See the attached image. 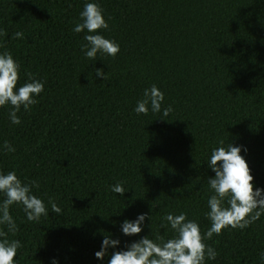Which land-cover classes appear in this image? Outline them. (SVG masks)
Wrapping results in <instances>:
<instances>
[{
  "label": "trees",
  "instance_id": "trees-1",
  "mask_svg": "<svg viewBox=\"0 0 264 264\" xmlns=\"http://www.w3.org/2000/svg\"><path fill=\"white\" fill-rule=\"evenodd\" d=\"M85 2L0 0V50L20 61L18 84L29 75L44 82L38 102L17 113L19 125L0 107V145L15 148L0 151V171L37 181L33 192L63 210L49 208L36 223L10 208L20 264H107L94 257L103 234L121 247L166 237L168 212L206 230L214 176L206 159L221 139L247 147L242 155L264 188V0H98L109 23L103 34L120 51L94 61L81 51L84 32L71 31ZM152 84L173 107L166 117L133 111ZM117 182L123 195L110 190ZM140 212L151 217L141 233L122 234L120 222ZM207 243L218 253L207 264H261L264 215Z\"/></svg>",
  "mask_w": 264,
  "mask_h": 264
},
{
  "label": "clouds",
  "instance_id": "clouds-1",
  "mask_svg": "<svg viewBox=\"0 0 264 264\" xmlns=\"http://www.w3.org/2000/svg\"><path fill=\"white\" fill-rule=\"evenodd\" d=\"M107 30L109 23L98 0H86L79 12V22L71 29L75 33L84 32L86 43L81 44L84 57L94 61L98 55L101 59L117 55L120 45L103 34ZM13 35L22 39L24 34L18 31ZM20 71V61L9 50H0V107H8V119L15 125L21 123L17 113L22 109L30 110L44 90V82L32 75L18 84ZM95 75L106 79L101 68L95 70ZM164 100V92L152 84L144 88L133 111L138 115L159 113L160 117H166L173 107L171 104L164 106ZM0 151L14 152L15 148L5 140ZM242 152H247L245 145H234L229 139H221L207 156L206 162L214 176L207 178L210 194L203 213L209 221L206 230H202L199 222L188 218L183 211L178 214L168 212L160 222L164 233L168 234L166 237L146 235L121 247L119 238L105 233L94 257L101 262L107 257V264H207L216 260V249L207 243L214 234L220 235L226 229L243 230L264 215V188L254 182L252 170ZM109 187L111 192L120 195L127 191L122 182ZM34 188H39L37 181L25 182L15 170L0 171V196L3 197L0 199V264H20L18 250L23 244L15 238L18 225L10 212L12 206H20L28 222L39 223L49 215V208L58 215L63 213L52 197L45 201L33 192ZM146 217L147 213L140 212L135 219L125 218L119 229L126 236L139 234ZM258 256L264 264V251H260ZM50 264H59V260L53 257Z\"/></svg>",
  "mask_w": 264,
  "mask_h": 264
}]
</instances>
